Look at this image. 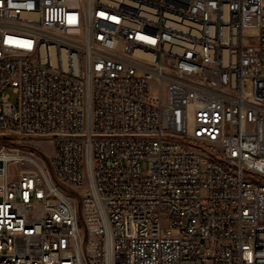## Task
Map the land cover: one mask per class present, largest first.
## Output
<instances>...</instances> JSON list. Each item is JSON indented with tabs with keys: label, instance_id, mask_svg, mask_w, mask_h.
<instances>
[{
	"label": "built area",
	"instance_id": "1",
	"mask_svg": "<svg viewBox=\"0 0 264 264\" xmlns=\"http://www.w3.org/2000/svg\"><path fill=\"white\" fill-rule=\"evenodd\" d=\"M0 137V264H264V0H0Z\"/></svg>",
	"mask_w": 264,
	"mask_h": 264
},
{
	"label": "rangeland",
	"instance_id": "2",
	"mask_svg": "<svg viewBox=\"0 0 264 264\" xmlns=\"http://www.w3.org/2000/svg\"><path fill=\"white\" fill-rule=\"evenodd\" d=\"M5 92H7L9 94V99L12 102L16 101L17 95L15 93H13L11 88H7ZM18 142H19V145H22V148L29 146L31 148H34V149L38 150V152H41V153L47 154V155H50L52 153V150H53L51 143L49 141L45 140V139L24 138V139H21V141H18ZM18 142L14 138L13 139H3V138L0 137V146L1 145L13 146V145L17 144ZM8 170L10 172H13L14 167L13 166H9Z\"/></svg>",
	"mask_w": 264,
	"mask_h": 264
}]
</instances>
